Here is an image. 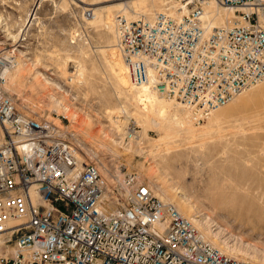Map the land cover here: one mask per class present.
<instances>
[{
	"label": "built area",
	"instance_id": "built-area-1",
	"mask_svg": "<svg viewBox=\"0 0 264 264\" xmlns=\"http://www.w3.org/2000/svg\"><path fill=\"white\" fill-rule=\"evenodd\" d=\"M186 2L181 17H116L115 51L133 88L201 123L264 79V0ZM209 3L233 10L236 24L208 30ZM12 66L0 57V235L14 248L0 264H249L212 245L138 173L117 177L83 159L62 127L18 109L6 90Z\"/></svg>",
	"mask_w": 264,
	"mask_h": 264
},
{
	"label": "rangeland",
	"instance_id": "rangeland-1",
	"mask_svg": "<svg viewBox=\"0 0 264 264\" xmlns=\"http://www.w3.org/2000/svg\"><path fill=\"white\" fill-rule=\"evenodd\" d=\"M79 1L0 0V56L16 60L19 68L12 72L21 74L18 87L6 78L17 108L43 114L62 127L83 159L96 157L115 175L138 173L158 198L202 221L203 229L195 225L208 231L207 238L225 254L264 264V85L244 90L240 102L231 101L201 123L186 107L172 103L173 114L186 125L181 138L175 137L177 125H166L176 131L170 135L175 143L167 146L160 142L162 132H147L133 118L126 122L117 115L124 108L129 115L139 112L118 95L100 50L112 49L106 55L115 58L114 21L124 14L117 4L132 1V16L149 18L165 9L178 16L180 0ZM93 9L103 21L91 27L84 12L93 15ZM31 15L34 20L27 26ZM116 119L124 132L134 126L136 135L128 138L118 131ZM142 131L147 137L137 142ZM232 197L241 201L225 200ZM13 250V243L3 245L0 259Z\"/></svg>",
	"mask_w": 264,
	"mask_h": 264
},
{
	"label": "bare ground",
	"instance_id": "bare-ground-1",
	"mask_svg": "<svg viewBox=\"0 0 264 264\" xmlns=\"http://www.w3.org/2000/svg\"><path fill=\"white\" fill-rule=\"evenodd\" d=\"M78 2H80L79 0H77ZM187 0H180L179 4H180V8H178V6L176 7V9L178 8V10H180V14L177 16V13L176 12H171L170 10H161V11H155L151 14L150 17H153L155 14L157 13H162V12H167L169 14H172L174 16H177V17H181V16H184L187 14L188 10H189V6H188V3L189 2H186ZM138 2V1H137ZM82 3V2H80ZM89 6H93V5H89ZM117 6H120L121 10L123 11V15H119V16H124L126 17L128 20H133L135 19L136 17L132 14L133 12L131 11V7L133 6V2L132 1H125L123 3H119L117 4ZM114 7V6H112ZM166 7V6H165ZM175 8V7H174ZM242 11H248L249 9L245 8V9H241ZM110 11V10H109ZM93 15L90 16V21L88 20V26H97L99 25L103 20H101L100 18V15L98 14L99 10H95L93 9ZM151 12V11H150ZM148 13V12H147ZM84 15L85 12H84ZM150 15L147 14L146 16ZM118 17V16H116ZM116 17H115V21H116ZM142 17H145V16H142ZM149 17V18H150ZM104 19V18H103ZM34 20V15H31L30 16V19L28 20L27 22V26ZM236 20H238V16L234 13L233 10L231 9H228V8H224V7H219L217 5H215L214 3H209L208 6L206 7L205 9V13H204V16L202 18V21H203V24L206 26V28L208 30H212L214 28H218V27H222V26H233L236 24ZM114 21V23H115ZM111 24V23H110ZM26 26V28H27ZM113 27V26H112ZM25 29L21 30L20 31V34H24L25 33ZM115 35H116V41H117V32H116V23H115ZM112 29V28H111ZM111 32L114 33V29L111 30ZM113 37V36H112ZM112 49H108L106 51H102L100 50V55L102 56V60L107 64L108 66V70H110V73L112 74V77L115 81V84H116V90L117 92L119 93L118 95L119 96H123V98L126 100V101H130L131 104L133 103L134 106L136 107V109H138V112L139 114L137 116L135 115H129V113L127 112V110L124 108V109H121L120 112L117 113V115H121L122 117H124V121L127 122V120L129 119H134L135 120V124H137L138 126L140 127H143L145 126V130L146 129H150L154 132H162L164 134V137L160 138V142L161 143H164L168 146V144H173L175 143V141H171L172 139H174L175 137H180L181 136L179 135V132L181 131V128L185 127L186 123H184L180 118H177L174 114H173V104L172 103H176L178 104L177 102L173 101V100H168L170 101L171 103H167V99H164L162 98L161 96H158L156 93L152 92V91H147L145 89H136V88H133L131 85H130V82H129V78H128V75H127V70H126V67L124 66L123 62L121 61V59L119 58L118 55H116L117 53H115V58L111 59L109 57H107L106 55V52L108 51H111ZM114 52V50H113ZM118 56V57H117ZM1 57V56H0ZM6 60L9 59V57H4ZM16 64H14V66L12 67H9V68H6L5 70V76L6 78L10 81V83L14 84L15 87H18V85H20V83L18 84L17 83V79L19 81V76L18 74H20V72L17 74V71L16 72H12L14 69H18L19 67V63L15 60L14 61ZM60 67V66H59ZM58 67V68H59ZM61 69H64V68H61ZM20 71V70H19ZM64 72V70H63ZM21 75V74H20ZM61 75V74H60ZM74 76V75H73ZM21 77V76H20ZM43 77V76H42ZM70 83L73 82V78H72V75L70 76ZM44 80V79H43ZM75 82V81H74ZM259 85H264V79L258 83ZM257 84V85H258ZM8 86V84H7ZM6 86V87H7ZM255 87V86H254ZM131 89V90H130ZM7 90V89H6ZM8 92V91H7ZM9 94V92H8ZM11 94V93H10ZM9 94V95H10ZM126 95L130 96V99H127L126 98ZM12 96V95H10ZM120 98V97H119ZM164 99V100H163ZM242 99V94H238L236 95V97L232 100V104L234 103H237V102H240ZM231 103V102H230ZM178 105H181V104H178ZM183 106V105H182ZM233 106V105H232ZM231 106V107H232ZM175 107V106H174ZM176 108V107H175ZM220 108L216 109V110H213L209 113V116L212 115L213 112L219 110ZM207 116V117H209ZM214 117V116H213ZM212 117V118H213ZM216 117V116H215ZM214 117V118H215ZM214 120V119H213ZM170 122V126L172 127V125H177L179 127V131L175 134V137H170V135H174V132L172 134V132H170V130L172 129H169L168 127H166V125ZM188 126L191 130H192V124L191 122L190 123H187ZM114 125L116 126V129L118 131H122L123 132V135H126V133L124 132V124L122 123L121 124V121H118L116 119V121L114 122ZM169 126V125H168ZM169 126V127H170ZM174 127V126H173ZM174 129V128H173ZM172 129V130H173ZM187 131H188V128H186ZM126 131V130H125ZM147 131V130H146ZM146 131H142V134L138 135L137 138H135V140H137V142H143L144 141V138L147 137L146 136ZM184 131V130H183ZM148 132V131H147ZM183 133V132H182ZM186 133V131H185ZM193 133V131H189L188 134L189 136ZM204 134V133H203ZM196 135V134H195ZM185 136V135H184ZM192 137V135H191ZM176 139V138H175ZM189 140V139H188ZM170 146V145H169ZM82 160V158L80 159ZM84 161V160H83ZM104 167V165H102ZM232 174V172H230ZM116 176L117 177H121L122 175L120 174L119 171L116 172ZM231 176V175H230ZM206 188L208 189V187L206 186ZM205 188V189H206ZM153 189V188H152ZM214 189V187H213ZM217 188L215 187V190ZM155 193V192H154ZM157 195V194H155ZM158 197V196H157ZM160 200L164 201V202H167L163 199H161L159 197ZM231 199V201H234V202H240L241 199H235L234 197L232 198H228V199H225V200H229ZM169 203V202H168ZM172 204V203H171ZM174 205V204H173ZM174 207L178 210V208L174 205ZM179 211V210H178ZM180 212V211H179ZM181 213V212H180ZM182 214V213H181ZM183 215V214H182ZM184 217H186L185 215H183ZM194 217V216H193ZM187 219H189L194 225H198L200 226L201 229H203L202 227V221H200L199 219H196V218H188L186 217ZM195 225V227L200 230L197 226ZM204 225V224H203ZM201 231V230H200ZM206 234H209L208 231L206 230H203ZM202 232V231H201ZM203 233V232H202ZM203 233L205 236L206 234ZM215 236V234L213 235ZM207 238V236H206ZM208 239V238H207ZM209 240V239H208ZM209 242L211 243V241L209 240ZM212 244V243H211ZM5 245V235H0V249L1 247ZM213 245V244H212ZM229 249V247H227ZM220 251H222L221 249H219ZM230 251V249H229ZM233 250H231L232 252ZM223 252V251H222ZM224 253V252H223ZM230 256V255H229Z\"/></svg>",
	"mask_w": 264,
	"mask_h": 264
}]
</instances>
